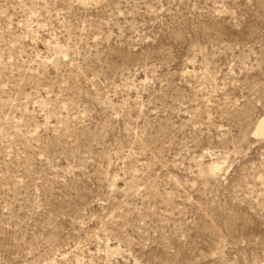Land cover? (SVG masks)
Instances as JSON below:
<instances>
[{"label":"rangeland","instance_id":"374dc122","mask_svg":"<svg viewBox=\"0 0 264 264\" xmlns=\"http://www.w3.org/2000/svg\"><path fill=\"white\" fill-rule=\"evenodd\" d=\"M263 115L264 0H0V264H264Z\"/></svg>","mask_w":264,"mask_h":264},{"label":"bare ground","instance_id":"6f19581e","mask_svg":"<svg viewBox=\"0 0 264 264\" xmlns=\"http://www.w3.org/2000/svg\"><path fill=\"white\" fill-rule=\"evenodd\" d=\"M255 134L256 135H260V136H264V115L259 119V121L257 122L256 128H255ZM218 166V165H217ZM212 167V166H210ZM211 169V168H210ZM218 169V167H217ZM216 169V170H217ZM213 170V169H212ZM212 172V171H211Z\"/></svg>","mask_w":264,"mask_h":264}]
</instances>
